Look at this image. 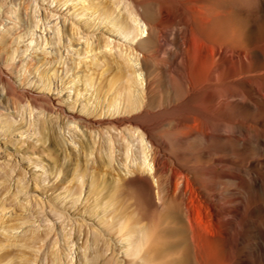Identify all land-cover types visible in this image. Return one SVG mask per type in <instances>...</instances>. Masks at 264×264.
Listing matches in <instances>:
<instances>
[{
	"label": "bare ground",
	"instance_id": "bare-ground-1",
	"mask_svg": "<svg viewBox=\"0 0 264 264\" xmlns=\"http://www.w3.org/2000/svg\"><path fill=\"white\" fill-rule=\"evenodd\" d=\"M124 1L143 29L131 46L143 74L141 95L135 94L138 81L135 71L127 70L124 57L103 61L104 68L98 73L91 69L86 78L89 84L98 80L96 95L106 99L107 113L117 101L123 102L119 115L85 118L56 109L49 98L37 105L28 90L18 91L11 80L18 64L8 62L15 28L0 34V111H18L29 102L47 112L55 108L90 130L106 126L137 131L146 140L149 171L137 166L127 170L128 177L109 180L110 155L97 145L93 171L78 169L81 163L76 158L74 169L68 165L65 172L73 170L72 178H88V192L98 206H115L117 232L134 237L127 264H212L204 246L209 233L196 211L198 203L208 208L221 240L217 264H247L248 257L264 264V0ZM28 8L24 1L18 19H24ZM93 9L105 19L114 14L100 2ZM127 20L111 19L117 33L135 32ZM37 66L30 59L26 71L33 74ZM20 81L25 84L26 76ZM45 129L40 127L42 137L49 135ZM80 144L84 151L91 147L88 142ZM130 206L136 208L135 220L126 214ZM144 220L147 223L138 224ZM5 223L0 220V227H9ZM42 238L32 232L29 239L40 242ZM25 243L22 246L29 247ZM11 244L9 240L4 245L0 239V264L22 259L23 253L4 250ZM104 264H112V259Z\"/></svg>",
	"mask_w": 264,
	"mask_h": 264
},
{
	"label": "rangeland",
	"instance_id": "rangeland-1",
	"mask_svg": "<svg viewBox=\"0 0 264 264\" xmlns=\"http://www.w3.org/2000/svg\"><path fill=\"white\" fill-rule=\"evenodd\" d=\"M24 1H27L29 8L27 15L23 13V21L17 15ZM0 2L3 3L0 6V21L3 23L0 24V34L7 28L17 30L8 62L18 64L19 69L11 80L18 91L28 90L29 97L37 98V105L44 104L49 98L56 109L60 107L85 118H97V114L100 117L119 115L123 102L117 101L107 113L106 99L103 102L96 95L98 80L94 78L96 84H89L86 78L91 75V69L99 72L104 68L105 61L119 58L121 61V57L127 59V70L135 71L134 76L138 81L135 94L141 95L143 74L138 54L131 51V46L143 35V29L124 0ZM98 2L110 6L114 14L108 19L99 17L98 12L93 11V5ZM115 16L128 19L135 32L126 37L118 34L112 24ZM30 59L38 65V70H34L33 74L26 71V63ZM97 61L99 68H95ZM42 71L46 72L43 78ZM25 76L26 82L23 84L20 80ZM0 96L1 100L2 93ZM55 108L52 110L54 113L47 112L24 102L18 111H0V220L6 222V226H11L0 227V239L4 245L9 240L13 243L4 250L18 255L23 253L22 259H11L4 264H104L109 259H112V264H127L132 258L127 252L132 251L134 237L126 238L117 232L118 217L112 216L115 206L105 207L102 203L98 206L88 192V178H72L73 170L71 174H65L66 166L74 169L73 159L77 158L82 164L78 169L93 171L97 148L103 145V154L110 155L111 177L108 178L119 180L128 177L127 170L137 166L149 171V144L137 131H121L106 126H102L101 130L87 129L77 122H71ZM40 127L48 128L45 134L49 135L42 137ZM80 140L88 142L90 149L82 150ZM126 146L128 150H125ZM69 188L72 190L69 191ZM125 211L132 217L136 208L130 206ZM153 211L157 214L155 209ZM196 211L202 216L209 233L204 239L206 252L211 263L217 264L221 240L211 224L208 208L198 203ZM145 221L147 223L144 220L138 224ZM138 224H135L136 227ZM32 232L43 237L42 240L30 242ZM24 243L29 247L22 246ZM24 258H29V261H24ZM247 264H257V260L248 257Z\"/></svg>",
	"mask_w": 264,
	"mask_h": 264
}]
</instances>
